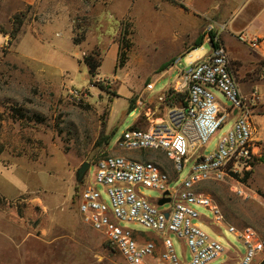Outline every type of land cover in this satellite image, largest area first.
Here are the masks:
<instances>
[{
  "label": "rangeland",
  "instance_id": "rangeland-1",
  "mask_svg": "<svg viewBox=\"0 0 264 264\" xmlns=\"http://www.w3.org/2000/svg\"><path fill=\"white\" fill-rule=\"evenodd\" d=\"M15 15L0 24V264H125L105 237L81 220L78 195L95 169L91 165L81 183L76 181V171L84 162L122 155L158 164L173 178L170 187L179 186L190 164L175 179L170 161L160 152L123 151L116 143L128 128L147 129L165 118L166 103L159 102V96L178 71L204 57L210 46L204 42L189 53L175 55V49L146 33L144 17L138 22L127 18L123 23L130 24L132 47L119 66L116 22L104 30L86 32L82 28L88 24L86 18L72 16V43L83 39L72 46L61 30L50 41L45 39L31 26L36 18L27 14L22 20L25 24L11 37ZM91 53L102 61L96 83H90L82 62ZM150 83L154 89L147 92ZM212 92L226 103L222 93ZM231 123L224 124L201 149L204 155L214 150ZM196 190L214 200L226 225L249 226L264 237V162L232 179L202 182ZM139 191L152 200L160 196L148 188ZM195 209L201 215V230L225 249L208 264H231L235 253H244L242 243L225 225L215 224L208 209ZM121 225L160 242L138 224ZM170 238L177 255L190 260L182 243L172 234ZM263 262L264 252L254 264Z\"/></svg>",
  "mask_w": 264,
  "mask_h": 264
},
{
  "label": "built area",
  "instance_id": "built-area-1",
  "mask_svg": "<svg viewBox=\"0 0 264 264\" xmlns=\"http://www.w3.org/2000/svg\"><path fill=\"white\" fill-rule=\"evenodd\" d=\"M223 30L224 25L206 24L203 38L210 51L182 71L171 89L174 94L184 95L185 104L168 107L165 118L147 129L128 128L116 143L123 151L160 152L170 161L175 179L190 164L180 185L171 188L173 178L152 161L106 155L90 164L95 172L84 181L78 195L79 216L105 237L125 264H208L224 254L222 245L201 230V215L195 207L208 209L215 224L225 225L242 243L244 253H235L231 264H254L264 252V237L257 230L226 225L214 200L196 190L202 182L232 179L264 162V152L254 140L252 123V109L260 97L255 91L249 96L241 95L229 69L228 53L221 40ZM237 40L254 50L261 44V40L244 34H239ZM261 78L264 79V70ZM153 89L152 83L146 86L147 92ZM212 89L222 93L227 107L222 106ZM164 97L158 100L164 102ZM233 113L231 128L214 150L208 155L200 153ZM140 188L155 190L160 196L152 200L140 193ZM164 198L169 199L163 204L168 207L160 209L157 202ZM122 223L138 224L157 235L160 242L146 239V233L123 227ZM171 234L182 243L190 260L177 255Z\"/></svg>",
  "mask_w": 264,
  "mask_h": 264
},
{
  "label": "crops",
  "instance_id": "crops-1",
  "mask_svg": "<svg viewBox=\"0 0 264 264\" xmlns=\"http://www.w3.org/2000/svg\"><path fill=\"white\" fill-rule=\"evenodd\" d=\"M15 14H21L23 19L26 14L35 17L31 26L39 29L49 41L57 30L63 31L72 46L71 17L74 15L86 18L88 24L82 27L86 32L104 30L112 22L118 23L120 30L123 20L130 18L138 22L139 18L144 17L146 33L175 49V55L189 53L197 38L203 35L206 24L224 25L221 40L227 50L229 69L238 89L243 96L255 91L260 97L252 109V123L255 128L254 140L264 152V79L261 78L264 70V0H0V24ZM239 34L261 40L259 48L254 50L238 41ZM174 68L165 70L161 76ZM180 73L178 71L162 95L173 89ZM221 104L227 107L226 103ZM170 106L165 104V110L168 111ZM234 115H231L229 122L234 121Z\"/></svg>",
  "mask_w": 264,
  "mask_h": 264
},
{
  "label": "trees",
  "instance_id": "trees-1",
  "mask_svg": "<svg viewBox=\"0 0 264 264\" xmlns=\"http://www.w3.org/2000/svg\"><path fill=\"white\" fill-rule=\"evenodd\" d=\"M14 20H15L16 25L13 28L11 37H14L15 33H17V31L20 29L22 22H23L22 21L23 16L21 14H16L14 16ZM129 28H130V24L124 25L123 21L120 23V30H119L118 41H117V45H118L117 53H118L119 66H122L124 64L126 60V53L132 47V42L130 40V36L132 35V30H130ZM203 37H204L203 35H200L197 38L194 47L199 46L203 43L204 41ZM82 40H83L82 38H79L77 40H73V43L77 45ZM94 55H95L94 53H91L90 55L84 56L82 58V62L87 67V72L90 77V83H96L94 79H96V77L99 75V69L101 67V62H102L101 60H95ZM98 87L99 89L104 90V87L102 85L99 84ZM164 96H165L164 103L166 104H177V105L185 104L184 95L174 94L171 89L167 90ZM132 127H136V126H132ZM1 202H2V198H0V203ZM262 264H264V262Z\"/></svg>",
  "mask_w": 264,
  "mask_h": 264
},
{
  "label": "water",
  "instance_id": "water-1",
  "mask_svg": "<svg viewBox=\"0 0 264 264\" xmlns=\"http://www.w3.org/2000/svg\"><path fill=\"white\" fill-rule=\"evenodd\" d=\"M90 168V164L88 162H84L80 168L76 171V181L77 183H81L86 172L89 170ZM167 194V193H166ZM169 202V199L167 198H164V199H161L157 202V205L158 206H162L163 204L165 203H168Z\"/></svg>",
  "mask_w": 264,
  "mask_h": 264
}]
</instances>
